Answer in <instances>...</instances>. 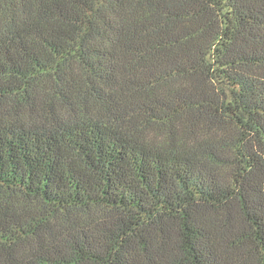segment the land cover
I'll return each mask as SVG.
<instances>
[{
	"label": "trees",
	"instance_id": "obj_1",
	"mask_svg": "<svg viewBox=\"0 0 264 264\" xmlns=\"http://www.w3.org/2000/svg\"><path fill=\"white\" fill-rule=\"evenodd\" d=\"M0 264H264V0H0Z\"/></svg>",
	"mask_w": 264,
	"mask_h": 264
}]
</instances>
